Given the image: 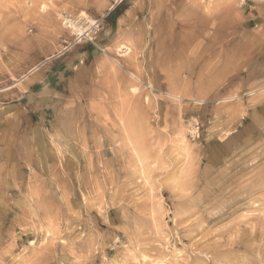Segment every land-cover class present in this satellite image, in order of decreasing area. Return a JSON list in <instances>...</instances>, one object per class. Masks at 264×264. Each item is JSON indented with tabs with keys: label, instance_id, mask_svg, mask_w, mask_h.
Masks as SVG:
<instances>
[{
	"label": "rangeland",
	"instance_id": "rangeland-1",
	"mask_svg": "<svg viewBox=\"0 0 264 264\" xmlns=\"http://www.w3.org/2000/svg\"><path fill=\"white\" fill-rule=\"evenodd\" d=\"M0 264H264V0H0Z\"/></svg>",
	"mask_w": 264,
	"mask_h": 264
},
{
	"label": "bare ground",
	"instance_id": "bare-ground-1",
	"mask_svg": "<svg viewBox=\"0 0 264 264\" xmlns=\"http://www.w3.org/2000/svg\"><path fill=\"white\" fill-rule=\"evenodd\" d=\"M136 3V2H135ZM191 4H193V3H191ZM195 4V3H194ZM198 4V3H197ZM209 5V4H208ZM197 7V6H196ZM210 7V6H209ZM197 9V8H196ZM207 9H208V7H207ZM210 9H211V7H210ZM205 12V11H204ZM203 12V13H204ZM210 12L212 13L213 12V9H212V11L210 10ZM207 13V12H206ZM203 15V14H202ZM207 15V14H206ZM211 15V14H210ZM209 15V16H210ZM187 16V15H186ZM194 17H195V15H194ZM206 17V16H205ZM183 18V17H182ZM207 18V17H206ZM66 22V21H65ZM70 24V23H69ZM73 24V23H72ZM71 25V24H70ZM77 27V26H76ZM75 29V28H74ZM77 29H78V27H77ZM211 29V28H210ZM83 31V30H82ZM78 32V31H77ZM86 32V31H85ZM131 33H134V32H131ZM131 33H129L128 34V36H132V38H135L134 36H136V35H132ZM136 34V33H135ZM179 34V33H178ZM212 34H213V32H212ZM214 36V35H213ZM196 38V37H195ZM213 38V37H212ZM135 39H138V38H135ZM179 41V40H178ZM117 48V47H116ZM148 52H150V51H148ZM122 53V52H121ZM138 52H135L134 54H132L131 55V57L128 59V65L127 66H129L130 65V67L131 66H134L136 69H138V67H139V63H143L142 62V58H139L138 56ZM144 58V57H143ZM144 61V60H143ZM141 69V68H140ZM158 69V68H157ZM137 77H140V76H138L137 75ZM136 77V78H137ZM111 81V80H110ZM110 84V83H109ZM123 93V92H122ZM127 94V93H126ZM123 95V96H122ZM128 96V98H126ZM120 99V98H119ZM121 99H124V100H127L128 99V101H131V103L134 105H132L133 107H136V108H140L139 107V105H138V101H139V96L138 95H134V94H127V95H124V94H121ZM118 104H119V102H118ZM122 107V106H121ZM124 110V109H123ZM117 111V110H116ZM122 112V111H121ZM128 112V111H127ZM155 116V115H154ZM117 119V118H116ZM125 121V120H124ZM124 124V123H123ZM119 130V129H118ZM136 135V134H135ZM134 136V135H133ZM143 138V137H142ZM128 140H129V138H128ZM133 140V139H132ZM139 140V139H138ZM137 148V147H136ZM142 152V151H141Z\"/></svg>",
	"mask_w": 264,
	"mask_h": 264
}]
</instances>
